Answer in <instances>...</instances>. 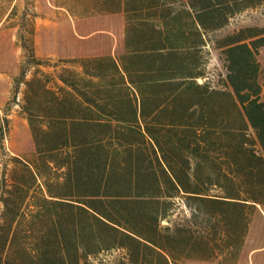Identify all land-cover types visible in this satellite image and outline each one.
I'll list each match as a JSON object with an SVG mask.
<instances>
[{"label":"trees","instance_id":"1","mask_svg":"<svg viewBox=\"0 0 264 264\" xmlns=\"http://www.w3.org/2000/svg\"><path fill=\"white\" fill-rule=\"evenodd\" d=\"M95 5L124 14L121 54L52 62L33 50L15 76L35 150L0 169V264L237 252L264 202V27L220 31L264 0ZM213 46L226 68L216 83Z\"/></svg>","mask_w":264,"mask_h":264},{"label":"rangeland","instance_id":"2","mask_svg":"<svg viewBox=\"0 0 264 264\" xmlns=\"http://www.w3.org/2000/svg\"><path fill=\"white\" fill-rule=\"evenodd\" d=\"M95 2L0 0V169L8 160L7 156H30L35 150L29 121L22 108L25 84L16 88L14 81L31 51L52 62L106 52L118 56L124 51L125 16L102 14ZM111 24L122 29L116 37L103 30L108 28V32L116 33L117 28ZM242 26L264 27V5L244 11L220 34L225 35ZM260 60L264 86V47ZM33 70L29 71L28 79ZM210 72L215 83L226 73L224 59L215 46L211 50ZM186 215L188 211L183 206L179 218ZM182 264H264V202L261 201L254 211L249 230L237 252L222 253L213 259L189 258Z\"/></svg>","mask_w":264,"mask_h":264},{"label":"crops","instance_id":"3","mask_svg":"<svg viewBox=\"0 0 264 264\" xmlns=\"http://www.w3.org/2000/svg\"><path fill=\"white\" fill-rule=\"evenodd\" d=\"M107 14H113V13H107ZM119 14H123V13H119ZM124 15V14H123ZM112 26L114 25L115 26V28H117V30L115 31L116 33H114V32H111L110 30H109V32H108V28L107 29H103L104 30V32L107 34V35H109V36H117L119 33H120V31H122V29L117 25V24H111ZM117 26V27H116ZM124 32H126V21H125V31ZM114 34V35H113ZM125 34V33H124ZM104 54H111V53H102V54H99V55H104ZM16 74H17V72H15ZM6 102V101H5Z\"/></svg>","mask_w":264,"mask_h":264}]
</instances>
